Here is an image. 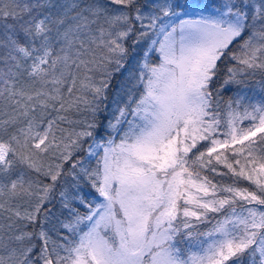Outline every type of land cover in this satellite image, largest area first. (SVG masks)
<instances>
[{
  "label": "snow or ice",
  "instance_id": "obj_1",
  "mask_svg": "<svg viewBox=\"0 0 264 264\" xmlns=\"http://www.w3.org/2000/svg\"><path fill=\"white\" fill-rule=\"evenodd\" d=\"M148 7L142 14L137 0H0V115H7L0 119V215L8 213L0 223V264H228L241 254L264 264V101H230L222 131L209 90L223 57L239 67L228 68L222 87L249 70L264 72V2L223 0L211 14L179 24L180 5L155 0ZM136 21L145 29L138 40L156 37L133 86L143 91L117 109L108 138L97 142V115L127 63ZM153 51L158 63L147 60ZM81 104L91 119H70ZM62 123L83 127L69 132ZM57 129L65 135L57 137ZM99 149L103 156L90 168ZM81 151L85 157L75 159ZM205 169L230 173L232 183H214ZM68 176L72 188L89 181L103 200L90 207L65 188L59 195L70 219L59 220L45 205ZM73 200L87 213L71 207ZM53 219L72 234L64 243L49 236L57 230ZM204 223L211 227L194 234ZM180 235L198 251L184 258ZM34 239L43 242L35 259Z\"/></svg>",
  "mask_w": 264,
  "mask_h": 264
},
{
  "label": "trees",
  "instance_id": "obj_2",
  "mask_svg": "<svg viewBox=\"0 0 264 264\" xmlns=\"http://www.w3.org/2000/svg\"><path fill=\"white\" fill-rule=\"evenodd\" d=\"M28 2H31V0H28ZM56 3H63L64 0H54ZM81 2H86V0H81ZM155 2V0H137V6L141 8L142 14H147L149 11L148 5ZM170 3H175L180 5V7H177L174 9L175 12L180 11H201L202 9H206L205 13L211 14L214 11V8L221 4L223 0H169ZM264 2V0H256V3ZM166 22L169 18L165 17L163 18ZM9 22H11L9 20ZM143 23L146 25L149 23L148 20L143 21ZM134 27L137 31L133 32L131 36L127 39L125 43V47L128 49V60L123 69L119 72H115L112 80L111 85L107 90V98L104 100L103 104H101V111L97 115V122L100 125L99 130L97 131L96 135V141L101 142L102 140H106L107 134L105 133V128L109 122L110 119H112L117 114V109L119 107H123L125 104L128 103V98L130 95H133L135 99H139L140 94L143 91V86L140 85L138 87H133L136 84V78H138L139 75V65L140 63L145 59L144 52L149 49V46L151 44V40L156 38L151 32H149V35L146 37H140L138 40L139 33L142 31H145L141 27V22L136 21L134 24ZM2 32L3 29H0V38H2ZM238 47L237 43H234L230 46L229 51H235ZM147 60L149 63H158L159 62V55L156 52H151L150 55L147 57ZM239 67V65L236 64V61H233L230 59V57H223L220 61H218V70L216 76L213 78L209 90L212 93L213 98V108L220 113V119L222 121L221 124V130L226 131L227 125H226V113L228 111V104L230 101H235L239 97H245L244 105L246 106L249 103H260L261 101H264V72L261 70H249L247 74H241L236 77L238 81L237 83H231L224 87V81L228 77V68L229 67ZM97 79H99V74H97ZM88 99H91V94L86 93ZM131 106H134V101ZM81 108V111H76L75 109L71 110L68 114L69 118L76 121H84L86 119H91V113L85 108L83 104L79 106ZM243 110V107L240 109V111ZM55 115V114H53ZM129 115L128 119H132V117ZM0 119H7V115H0ZM251 121H244L243 125L244 127H247ZM83 127L82 124H73L69 125L66 123L60 124V128H65L69 132H71L73 129L76 131H79ZM124 127H127V125H124ZM57 137H61L65 135V133H61L59 129L56 130ZM222 138V137H221ZM116 141L118 142L120 137H115ZM91 143V141H88ZM87 145H85L86 147ZM201 150H204L202 147ZM100 156L97 158H94L90 161L89 167L95 168L97 166V160L100 159L103 156L102 151H99ZM86 155L85 152L81 151L78 154H75V159H82ZM47 163H53L51 158L46 157L45 161ZM215 163V161H213ZM71 168L70 163H66L64 165V170L67 172ZM218 172H224L227 173V169L223 167V165H216ZM203 174L207 175L210 180H212L214 183L217 184H230L232 183L231 174L229 173L226 176L218 175L216 172H210L208 170H203ZM33 179H39L43 183H50L51 181L43 176L37 177L35 173L31 174ZM61 178V183H59L56 187V190L53 194L52 202L49 204H46V208H50L52 210V213L55 218H58L59 220H66L70 219L68 210L64 209L62 207V203L60 201V195L59 193L65 188L68 189V191L81 195L84 200L90 205V207H95L96 204L101 203L103 198L99 197L98 193L95 191V189L92 188L91 183L87 180L81 179L78 188H72L71 185L74 183L71 176H68L66 178ZM241 187H254L252 185H249L247 181H241L240 182ZM24 205L21 206V211L23 210ZM71 207L76 208L81 214H86L88 211V208H86L84 205L80 204L78 200H73L71 202ZM8 215V213H4L3 215H0V223L7 224V220L5 217ZM215 217L219 219L218 214L210 213L209 218L210 220ZM52 224H56L57 230L49 231V236L52 240L57 241L59 243H64L65 241L61 239L62 236H68L71 238L72 234L69 233L66 229L59 228V225L56 223V219L52 220ZM87 222L85 221L84 224L80 225V228L82 231H87L86 227ZM52 225H46V228H51ZM211 227L210 223H204L199 224L193 231L194 234L196 232L204 233ZM182 228V225H181ZM29 231L32 229L29 228ZM38 230V229H37ZM7 235V233H4ZM78 239V237H76ZM198 239H204L203 236L198 237ZM33 243L36 245L33 249V252L30 254L34 259L39 256L40 249L42 247V241L39 239H34ZM192 244L195 243V240L191 242ZM177 246L180 248L181 252L183 253V257L187 258L189 255H191L193 252L198 251V249L194 246H190V242L185 239L183 235H180L177 237ZM51 247V245H50ZM3 255H6V253H0ZM64 253L61 252V255ZM252 257L247 254H241L239 257L232 258L228 264H251ZM257 264H259L258 256H257ZM38 264H42V262L38 261Z\"/></svg>",
  "mask_w": 264,
  "mask_h": 264
},
{
  "label": "rangeland",
  "instance_id": "obj_3",
  "mask_svg": "<svg viewBox=\"0 0 264 264\" xmlns=\"http://www.w3.org/2000/svg\"><path fill=\"white\" fill-rule=\"evenodd\" d=\"M177 13H180V16H179V19H175L174 20V22L176 24H179V20H181V19H197L201 15H209L208 13H205V12H202V11H187V12L180 11V12H177ZM185 13H187V14H185ZM166 22H169V19ZM99 151H102V153H103V149H99ZM182 255H183V253H182Z\"/></svg>",
  "mask_w": 264,
  "mask_h": 264
}]
</instances>
